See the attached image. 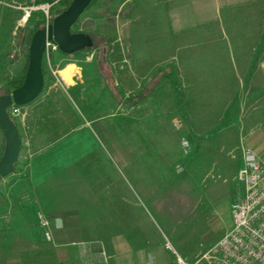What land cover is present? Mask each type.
Listing matches in <instances>:
<instances>
[{
	"label": "rangeland",
	"instance_id": "rangeland-1",
	"mask_svg": "<svg viewBox=\"0 0 264 264\" xmlns=\"http://www.w3.org/2000/svg\"><path fill=\"white\" fill-rule=\"evenodd\" d=\"M134 2L96 0L79 16L78 29L93 39L121 37L122 57L106 64L103 47L72 54L58 47L49 49L43 89L33 101L35 119L20 121L21 158L19 155L13 168L20 170L22 156L30 147L70 133L77 145L74 143L63 154L64 182L102 186L104 190L99 193L103 203H112V208L117 204V216L104 215L102 219L109 221L86 223L83 238L59 249L69 251L60 264H147L148 259V264H175L174 254L164 248V236L183 258L205 264L203 255L230 230L231 204L242 194L236 172L242 150L250 143L241 128L238 106L241 104L242 112L249 113L257 103L260 88L252 85L260 86L262 81L251 74L258 48H234V69L241 68L245 85L240 93L231 85L233 79L225 81L223 89L219 85L211 95L213 85L223 81L212 79L213 71H220L222 65L229 67L225 61L216 62L215 57L227 48H215V53L209 47L187 48L170 62L181 86L186 87L180 93L182 112L175 107L167 81L139 106H125L121 95L128 96L145 86L152 72L167 64L128 60L131 52L122 27ZM38 4V0H0V95L10 92L5 83L30 53L24 39L29 29L39 16L44 17L45 27L54 18L33 9ZM253 33L241 31V40L253 39ZM239 54L241 63L237 62ZM67 66L71 67L70 83L61 74ZM103 73L109 75L111 87H107ZM210 103L227 108L207 116L204 107ZM9 113L14 120L21 109L14 113L9 108ZM36 131L45 134L38 137ZM3 147L0 141V151ZM260 157L264 163V152ZM10 186L13 198L30 197L25 181ZM99 193L84 191L89 200ZM35 215L33 227L41 230ZM129 235L135 249L144 244L149 250L145 261L141 255L125 254V238ZM42 239L31 264H51V245L44 236ZM3 264L19 263L7 256Z\"/></svg>",
	"mask_w": 264,
	"mask_h": 264
},
{
	"label": "crops",
	"instance_id": "crops-1",
	"mask_svg": "<svg viewBox=\"0 0 264 264\" xmlns=\"http://www.w3.org/2000/svg\"><path fill=\"white\" fill-rule=\"evenodd\" d=\"M1 12L2 9L0 16ZM251 16L253 18L249 20ZM125 19L122 34L126 46L130 48L128 60L132 63L167 62L165 65L173 67L170 62L184 49L209 47L213 52L215 48H227L219 50L215 57L216 62L225 61L229 67L222 65L220 71H213L212 79L223 81L213 85L211 95L219 85L223 89L225 81L233 79L231 85L236 86L237 92L240 93L244 83L241 68L234 69V48H258L253 55L255 68L252 74L250 73L254 79L262 81L260 86L252 85V88H260L257 103L249 113L242 112L241 104L238 111H241V128L250 143L247 147L254 150L263 163L260 154L264 152V0H135ZM245 29L247 32L253 30V39L241 40V31L245 32ZM120 38L117 37L114 41L118 42L121 48ZM227 52L230 55H227ZM212 58L211 62H214V57ZM237 62L241 63V54ZM61 74L68 83L72 81L70 66L63 68ZM33 101L19 106L21 114L14 118L19 133L20 121L26 123L35 119L32 113L35 105ZM226 108L224 105L210 103L205 105L204 110L208 116L214 110L223 112ZM35 133L40 137L45 131ZM3 139L2 135L0 141L4 142ZM74 143L68 133L30 147L27 154L22 156L20 170L13 168L8 175L0 179V264L6 261L7 256H13L15 263H33L32 256L39 253V245L43 240L42 230H37L32 223L33 215L38 211L44 214L49 223L51 240H46V243L51 245L49 247L52 249L48 252L51 264H60L69 253L68 250H59L64 249L61 247L74 244L85 236L86 223L107 222L109 220L102 219L104 215H118L117 210H114L117 209V204L112 208V203H103L102 194L99 193L104 190L102 186L64 182L63 154ZM20 180L26 182L30 192L27 199L18 200L10 195V185ZM84 191H96L99 194L89 200ZM131 213L130 210L129 216ZM132 239L131 235L125 238V254L141 255L145 261L144 255L149 254V250L144 249V244L135 249ZM53 252L55 255H52ZM73 256L78 255L74 253Z\"/></svg>",
	"mask_w": 264,
	"mask_h": 264
},
{
	"label": "built area",
	"instance_id": "built-area-1",
	"mask_svg": "<svg viewBox=\"0 0 264 264\" xmlns=\"http://www.w3.org/2000/svg\"><path fill=\"white\" fill-rule=\"evenodd\" d=\"M51 3H40L33 9L42 10L48 18ZM57 45L46 39L45 53ZM12 105V112L18 111ZM242 194L231 204L232 226L203 255L205 264H264V164L250 147L242 150V163L236 173ZM36 220L43 236L51 240L49 223L41 212ZM164 248L174 254L175 264H193L183 258L164 236Z\"/></svg>",
	"mask_w": 264,
	"mask_h": 264
},
{
	"label": "water",
	"instance_id": "water-1",
	"mask_svg": "<svg viewBox=\"0 0 264 264\" xmlns=\"http://www.w3.org/2000/svg\"><path fill=\"white\" fill-rule=\"evenodd\" d=\"M92 0H72L70 5L56 15L50 24L38 31L30 45L29 62L23 84L0 95V129L4 147L0 156V177L8 175L17 161L21 149V137L17 125L9 113L12 105L23 106L40 94L44 77L41 73L40 56L46 39L55 43L66 54L93 46V39L83 32H71V27Z\"/></svg>",
	"mask_w": 264,
	"mask_h": 264
},
{
	"label": "trees",
	"instance_id": "trees-1",
	"mask_svg": "<svg viewBox=\"0 0 264 264\" xmlns=\"http://www.w3.org/2000/svg\"><path fill=\"white\" fill-rule=\"evenodd\" d=\"M52 2L53 0H38L39 3L43 2ZM72 0H58L56 3L52 4L49 8V14L50 18L55 17L56 15L60 14L62 11H64L71 3ZM96 0H92L90 4L85 8L84 11L89 9ZM44 17L39 16L37 21L34 23V25L29 29L27 35L25 36V43L27 49L30 48L31 42L35 34L44 29ZM78 19L75 21V23L71 27V32H80V30L77 27ZM92 37V36H91ZM93 39V38H92ZM103 47L105 48L104 51V62L106 64H110L115 59H119L122 57V54L120 52V45L118 42L114 41L110 36H104L102 38H98V40L93 39V46L89 48H85L88 50H92L93 48ZM29 62V54H27V59L25 64L20 68L18 72H16L13 76L10 77V79L5 83V87L8 91H12L16 88H19L25 79L26 71L28 67ZM40 65H41V73L43 74V77L46 72V53L43 50L41 52L40 56ZM102 67L100 65L98 66L99 71ZM105 81L108 83L110 81L109 75L103 73L102 74ZM167 81L170 85L171 92L173 95V101L175 104V107L179 110V112H182V100H181V90L186 89L185 86H181V79L173 69L171 65H165L163 67L158 68L156 71H154L151 75V78L149 82L134 92L133 94H130L128 96L121 95V103H123L125 106L128 107H137L141 103H143L145 100L150 98L157 90V88L163 83ZM110 84H107V87H109ZM111 87V86H110ZM43 89V88H42ZM42 91V90H41ZM113 91V90H112ZM115 91H113L114 93ZM11 115V114H10ZM12 117V116H11ZM0 133L2 135L1 129ZM4 140V139H3ZM3 148L0 151V156L2 154Z\"/></svg>",
	"mask_w": 264,
	"mask_h": 264
}]
</instances>
